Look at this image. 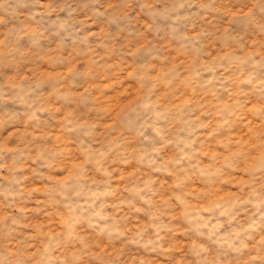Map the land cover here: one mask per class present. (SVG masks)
<instances>
[{
    "label": "rangeland",
    "instance_id": "rangeland-1",
    "mask_svg": "<svg viewBox=\"0 0 264 264\" xmlns=\"http://www.w3.org/2000/svg\"><path fill=\"white\" fill-rule=\"evenodd\" d=\"M246 4L0 0V90L19 92L0 99V243L35 244L61 232L66 214L54 203L52 188L84 165L72 162L67 175L56 179L37 157L78 141L68 129L79 125L89 134L111 130L119 152L110 169L116 194L98 210L125 235L89 233L94 264H264V179L248 167H226L230 152L264 126V33L252 32L238 17L236 8ZM200 9L212 10L205 15ZM178 70L186 74L181 83L192 81L193 87L174 95L168 89ZM208 78L215 88L198 92ZM152 84L150 94L162 89L158 99L169 100L174 110L206 109L196 164L208 176L186 178L171 144L155 164L138 163L162 143L152 136L161 130L149 129L145 140L127 130L135 128L134 117L123 119L122 128L117 123ZM234 109L243 114L230 117ZM173 127L183 137L179 113ZM129 181L152 188L150 209L126 191ZM21 183L24 195L13 199ZM125 198L136 203L134 211L114 206ZM157 232L158 246L149 244ZM133 237L140 242L129 243Z\"/></svg>",
    "mask_w": 264,
    "mask_h": 264
},
{
    "label": "clouds",
    "instance_id": "clouds-1",
    "mask_svg": "<svg viewBox=\"0 0 264 264\" xmlns=\"http://www.w3.org/2000/svg\"><path fill=\"white\" fill-rule=\"evenodd\" d=\"M188 3V0H185ZM238 17L245 20L251 27L252 32L256 34L264 33V0H247V4L237 7ZM212 9H200L204 14ZM102 14V13H101ZM153 15H159V10H153ZM14 71V69H11ZM206 71V69H205ZM3 72V70H0ZM186 74L178 70L175 83L168 89L174 95L180 92L187 93L192 88V81L187 85L181 83L185 79ZM222 82V81H221ZM212 79L208 78L202 81L196 89L198 92L204 93L215 88ZM156 85L152 84L147 91L142 90L135 101L128 106L123 113L121 121H118L117 128L123 127V119L128 116L135 118V128L127 129L132 135L139 132L140 136L145 140L149 139L146 132L149 129L161 130L160 134L152 135L162 143L154 146L151 151H145L139 157L138 163L149 165L155 164V156H158L166 145L171 144L178 149L179 158L175 161L176 165H180V172H183L186 178L193 176H208L209 173L198 168L196 161L199 159L197 152L200 150L198 138L203 136L201 129L205 120L201 118L200 113L206 109L191 105L172 109L169 100L160 101L158 99L160 91L157 89L155 93H151V89ZM28 95V92L24 93ZM19 95V92L11 89L5 91L0 90V99H7L10 96ZM171 99V98H169ZM29 107H33L29 104ZM35 111V109H34ZM178 113L183 120L181 131L184 132L183 137L177 138V131L173 127L174 121L177 119ZM239 113L233 110L229 116L234 117ZM255 120V118H254ZM255 122H259L255 120ZM69 133L76 134L78 141L74 140L72 145H60L56 150L51 151L48 155L38 156L37 160L43 161V166L54 169L51 173L56 179H63L67 175L69 166L72 162L83 164V168H72V178L56 184L52 191L55 193L54 203L60 206L65 216V224L61 232L53 234L47 239L39 240L35 244L31 242L20 243L14 247H9V242L0 243V264H94V256L92 254L89 233L96 235H104L107 233L113 238H120L125 233L115 227L116 221L110 219L107 215H101L98 210L107 206L109 196L116 193L110 184L112 177L111 161L119 155L117 151L118 145L112 143L113 132L101 134L99 129L93 128L91 134L88 129H82L79 125H72L68 129ZM258 136L252 138L249 136L248 144H241L234 150L235 154H231L229 163L226 167L244 168L248 167V171L255 175L259 173L256 179H264V126L255 130ZM72 138V137H71ZM206 142L200 139V143ZM69 147L71 151L65 153L63 148ZM81 153H84L83 155ZM255 157V160H253ZM87 159V163L84 161ZM33 163H36L34 160ZM62 167L63 172L56 171ZM159 171V169H156ZM216 171H219L217 169ZM215 175L216 173H211ZM129 187L126 191L134 194L137 203L142 202L149 209L152 207L150 203L152 199V188L148 185L139 187L129 181ZM144 193V195H140ZM24 195L23 185L18 184L13 194V199ZM115 207L124 205L130 211H134L136 203L133 199L125 198L124 200L114 201ZM158 219V217H153ZM205 227L207 225H204ZM159 232L156 233V239L149 241V244L158 246ZM129 243H139V239L133 237ZM151 250H155L152 248Z\"/></svg>",
    "mask_w": 264,
    "mask_h": 264
}]
</instances>
